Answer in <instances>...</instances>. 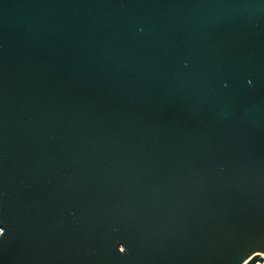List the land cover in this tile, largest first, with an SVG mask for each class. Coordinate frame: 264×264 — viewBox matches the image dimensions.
Instances as JSON below:
<instances>
[{
    "label": "water",
    "instance_id": "1",
    "mask_svg": "<svg viewBox=\"0 0 264 264\" xmlns=\"http://www.w3.org/2000/svg\"><path fill=\"white\" fill-rule=\"evenodd\" d=\"M0 264L264 260V0H0Z\"/></svg>",
    "mask_w": 264,
    "mask_h": 264
},
{
    "label": "built area",
    "instance_id": "2",
    "mask_svg": "<svg viewBox=\"0 0 264 264\" xmlns=\"http://www.w3.org/2000/svg\"><path fill=\"white\" fill-rule=\"evenodd\" d=\"M256 264H264V260L263 261H258Z\"/></svg>",
    "mask_w": 264,
    "mask_h": 264
},
{
    "label": "snow or ice",
    "instance_id": "3",
    "mask_svg": "<svg viewBox=\"0 0 264 264\" xmlns=\"http://www.w3.org/2000/svg\"><path fill=\"white\" fill-rule=\"evenodd\" d=\"M0 233H4V229L3 228H0Z\"/></svg>",
    "mask_w": 264,
    "mask_h": 264
},
{
    "label": "bare ground",
    "instance_id": "4",
    "mask_svg": "<svg viewBox=\"0 0 264 264\" xmlns=\"http://www.w3.org/2000/svg\"><path fill=\"white\" fill-rule=\"evenodd\" d=\"M258 261H262V260H258ZM258 261H257V262H258ZM257 262H256V263H257ZM256 263H255V264H256Z\"/></svg>",
    "mask_w": 264,
    "mask_h": 264
},
{
    "label": "clouds",
    "instance_id": "5",
    "mask_svg": "<svg viewBox=\"0 0 264 264\" xmlns=\"http://www.w3.org/2000/svg\"><path fill=\"white\" fill-rule=\"evenodd\" d=\"M0 235H3L2 233H0Z\"/></svg>",
    "mask_w": 264,
    "mask_h": 264
}]
</instances>
